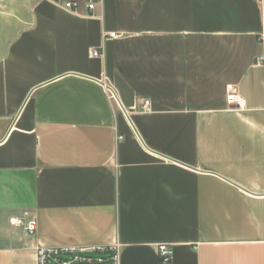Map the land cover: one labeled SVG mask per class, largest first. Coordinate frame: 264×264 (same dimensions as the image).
Wrapping results in <instances>:
<instances>
[{"label":"crops","instance_id":"0c3cea01","mask_svg":"<svg viewBox=\"0 0 264 264\" xmlns=\"http://www.w3.org/2000/svg\"><path fill=\"white\" fill-rule=\"evenodd\" d=\"M114 243L264 264V0H0V264Z\"/></svg>","mask_w":264,"mask_h":264},{"label":"built area","instance_id":"2783aa9c","mask_svg":"<svg viewBox=\"0 0 264 264\" xmlns=\"http://www.w3.org/2000/svg\"><path fill=\"white\" fill-rule=\"evenodd\" d=\"M88 11H93L97 4H101L102 0H82ZM74 6L72 3H66L65 7L70 9ZM109 38L117 37L116 33H109ZM91 57H103V52L93 50L90 53ZM109 96L115 99L114 92L106 87ZM229 105L237 108L243 106V100L235 91H231L226 98ZM149 101H143L140 111L147 112ZM24 220V221H23ZM23 220L17 221L18 224H23L24 230L28 234H34L37 228L35 218L31 217L29 212L23 213ZM157 254L161 264H171L172 251L166 244L157 245ZM37 264H120V244L114 243L108 246L94 247H37L35 249Z\"/></svg>","mask_w":264,"mask_h":264}]
</instances>
